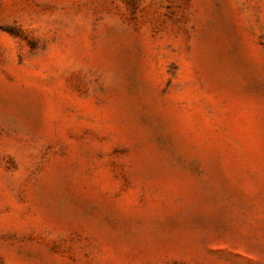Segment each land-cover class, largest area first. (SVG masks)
<instances>
[{
    "label": "rangeland",
    "instance_id": "obj_1",
    "mask_svg": "<svg viewBox=\"0 0 264 264\" xmlns=\"http://www.w3.org/2000/svg\"><path fill=\"white\" fill-rule=\"evenodd\" d=\"M0 264H264V0H0Z\"/></svg>",
    "mask_w": 264,
    "mask_h": 264
}]
</instances>
